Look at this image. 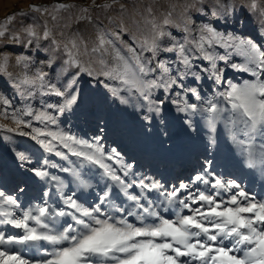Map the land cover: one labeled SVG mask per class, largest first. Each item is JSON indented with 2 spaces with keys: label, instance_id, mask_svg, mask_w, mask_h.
I'll return each instance as SVG.
<instances>
[{
  "label": "rangeland",
  "instance_id": "1",
  "mask_svg": "<svg viewBox=\"0 0 264 264\" xmlns=\"http://www.w3.org/2000/svg\"><path fill=\"white\" fill-rule=\"evenodd\" d=\"M256 2L264 7V0ZM251 3L252 0H220L219 4L216 0H0V25H8L7 34L0 38V58L8 57L7 71L0 73V101L9 102L7 105L0 102V125L17 129L11 115L28 108L34 112L47 111L56 118V124L46 128L44 123L24 116L25 121L31 122V127L21 126L16 131L0 129V191L16 197L21 209L42 205L47 200L57 209L74 211L63 203L56 182L41 179L31 171L44 168L50 176H57L63 182V196L74 194L79 203L95 207L100 204V197L108 192V199L101 205L102 211L139 224L134 216H126L127 211L135 210V205L117 182L106 176L103 169L82 162L58 144L56 150L65 153L67 159L45 151L32 139L35 135L32 129L39 128L99 144L105 156L112 157L105 159L104 163L109 164L126 183L158 181L163 190L170 191L181 182L190 183L192 177L203 171L206 162L211 161L215 173L225 179H236L257 199H264V164L247 167L224 123L219 122L212 132L206 114L199 111L206 101L214 97L219 99L217 94L225 91L229 82L242 84L254 79L250 72L231 67L232 64H244V57L217 45L214 50L218 55L229 53L227 63L223 60L216 62L217 68L223 70L221 82L217 83L202 71L209 67V62L200 59L195 52L189 53L191 72L199 73L200 78L188 74L181 79L184 69L178 53L163 50L177 41L183 42L188 35L184 31L186 24L192 36L198 37L202 26L211 25L225 38L251 40L264 50V15L259 9L251 10ZM61 5L63 7H58ZM34 8L40 11H34ZM201 8L203 11H197ZM166 17L172 24L163 26L168 35L160 41L162 50L157 53L156 61L168 65V75L177 83L168 89H153L149 103L135 90L129 91L120 80L104 73L116 66L117 52L128 55L130 47L139 51L144 39L152 36V24L163 25ZM8 18H13L10 24ZM45 26L51 31V38L28 44L24 29L32 27L42 35ZM14 35L20 36L19 42L13 41ZM100 38L104 40L107 52L93 53L92 49ZM69 50L74 55L78 53L81 68L87 71L66 63ZM143 55L151 57L152 53L144 52ZM20 56L26 58L25 62L17 64ZM151 66L155 67V62ZM38 71L47 73L46 85L65 92L68 98L76 95V103L61 112L59 109L64 105L65 97L56 95L48 87L41 89L38 84L21 83L25 76L35 78ZM89 71L92 75L88 74ZM159 76L157 70L149 73L145 80ZM190 89L199 93V100ZM185 104H196L198 110L180 111ZM210 137H214V142ZM239 138L243 139L242 136ZM255 144L258 148L264 144V136L257 135ZM17 153L30 158L23 167ZM45 160L49 162L47 165ZM126 171L127 176L124 175ZM73 172H78L91 187L80 186ZM128 191L137 195L141 193L135 185ZM45 192L49 193L48 197L44 196ZM144 192L147 200L142 199L141 203L145 206L148 200L154 205L161 203L163 198L157 192ZM116 208L125 209V213L116 212ZM179 210L178 205L167 211L163 207L159 209L168 219H174ZM67 224L74 225L71 216L59 218L55 227L62 230ZM0 230L19 234V230L10 225H0ZM44 249L50 252L53 246L41 242L40 245L22 247L21 253L33 261L43 260L49 258L44 255Z\"/></svg>",
  "mask_w": 264,
  "mask_h": 264
},
{
  "label": "snow or ice",
  "instance_id": "2",
  "mask_svg": "<svg viewBox=\"0 0 264 264\" xmlns=\"http://www.w3.org/2000/svg\"><path fill=\"white\" fill-rule=\"evenodd\" d=\"M216 3L219 4L220 0H216ZM250 8L253 11L259 9L261 15H264V7H260L256 0H252ZM33 10L40 11L39 8ZM169 17L163 20V25L152 24V36L144 39L139 51L130 47L127 49L128 55L117 52L116 66L104 73L120 80L129 91L135 90L149 103L153 89H168L177 83L176 79L169 77L168 65L163 61H156L157 53L162 50L160 41L168 35L163 26L172 24ZM12 19L8 18L9 24ZM184 31L188 35L183 42L177 41L172 47L163 49L178 53L184 69L180 74L181 79L188 74L200 78L199 73L191 72L192 59L189 53L195 52L200 59L209 62V67L202 71L207 72L217 83L221 82L223 70L217 68L216 62L223 60L227 63L229 59L227 51L223 56L215 52L217 45L226 50L232 49L244 57V64H232L231 67L250 72L254 79L242 84L229 82L226 90L217 94L219 99L214 97L206 101L199 111L206 114L212 132H215L219 122L224 123L247 167L253 168L257 163L264 164V144L259 148L255 144L257 135L264 136V50L251 40H238L232 36L225 38L211 25L202 26L198 37L191 35L187 24ZM7 32L8 25H0V38L5 37ZM24 33L29 38L28 44H32L34 40H49L52 36L46 26L42 35L32 27L25 28ZM12 39L19 42L21 38L14 35ZM73 47L76 45L73 44ZM92 52H107L102 38ZM144 52H151L152 56L145 57ZM67 55L69 58L66 63L81 68L78 53L74 55L69 50ZM25 59L20 56L16 62L21 64ZM153 62L155 67L151 66ZM7 64V56L0 58V73L7 71ZM48 66L51 67V63ZM81 70L87 71L84 68ZM157 70L160 72L158 78L145 80L149 73ZM88 74L92 75V72L89 71ZM46 76L47 73L38 71L35 78L25 76L21 83L29 86L38 84L41 89L48 87L56 95L65 97V103L59 109L61 112L76 103V95L68 98L65 92L46 85ZM190 91L197 100L200 99L195 89ZM0 102L5 105L9 103L6 100ZM179 110L195 112L198 109L196 104H185ZM24 116L33 117L44 123L46 128L56 124V118L47 111L34 112L28 108L20 114L11 115L17 129L21 126L31 127V122L25 121ZM6 118H9L7 114ZM0 129L17 130L3 125H0ZM32 131L35 133L32 139L45 151L55 152V155L67 159L65 153L56 150L58 144L82 162L103 169L104 174L117 182L125 196L134 202L135 210L127 211L126 216H134L139 224L102 211L101 205L108 199V192L100 197V204L86 207L74 198V194L63 196V182L59 177L50 176L44 168H33L31 171L35 176L56 182L63 203L74 211L57 209L49 205L47 200L42 205L21 209L16 197L0 191V225H10L19 230V234H7L0 230V264H264V199H257L236 179H225L221 174L215 173L211 168V161L206 162L203 171L192 177L190 183L181 182L178 187L168 191L163 190V185L158 181L126 183L115 174L109 164L104 163L105 159L110 160L112 157L105 156L99 144H91L59 131L39 128H33ZM19 134L28 135L25 132ZM241 136L243 139L239 138ZM210 139L214 142V137ZM16 157L21 162V167L30 159L24 153H17ZM48 163L47 160L44 161L45 165ZM73 175L80 186L85 189L91 187L81 179L78 172H73ZM124 175L127 176L128 172ZM134 185L141 189L139 195L129 193L128 189ZM144 190L157 192L163 198L161 203L154 205L148 200L147 206L142 204V199L147 200ZM44 196L48 197L49 193L45 192ZM177 205L180 210L176 212L174 219L164 218L159 211L161 207L167 211L169 207ZM184 210H187V214H184ZM115 211L125 213L123 208H116ZM66 216H71L75 226L67 224L62 230H57L56 222ZM41 242L53 246L50 252L43 250L44 255L49 258L33 261L22 255V247L40 245Z\"/></svg>",
  "mask_w": 264,
  "mask_h": 264
}]
</instances>
